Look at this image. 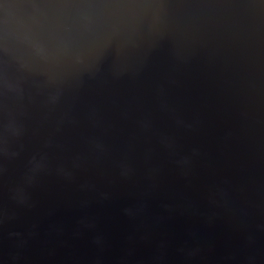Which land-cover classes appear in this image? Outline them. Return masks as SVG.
<instances>
[{
    "label": "water",
    "instance_id": "95a60500",
    "mask_svg": "<svg viewBox=\"0 0 264 264\" xmlns=\"http://www.w3.org/2000/svg\"><path fill=\"white\" fill-rule=\"evenodd\" d=\"M0 264H264V0H0Z\"/></svg>",
    "mask_w": 264,
    "mask_h": 264
}]
</instances>
